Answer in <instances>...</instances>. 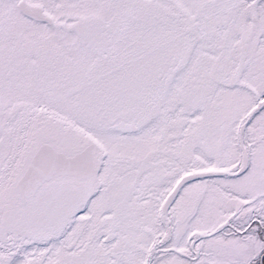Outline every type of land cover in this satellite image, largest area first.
Listing matches in <instances>:
<instances>
[{
	"label": "snow or ice",
	"instance_id": "obj_1",
	"mask_svg": "<svg viewBox=\"0 0 264 264\" xmlns=\"http://www.w3.org/2000/svg\"><path fill=\"white\" fill-rule=\"evenodd\" d=\"M0 264H264V0H0Z\"/></svg>",
	"mask_w": 264,
	"mask_h": 264
}]
</instances>
